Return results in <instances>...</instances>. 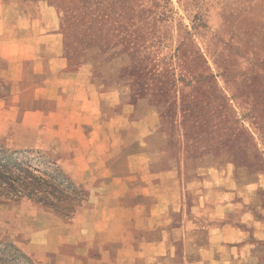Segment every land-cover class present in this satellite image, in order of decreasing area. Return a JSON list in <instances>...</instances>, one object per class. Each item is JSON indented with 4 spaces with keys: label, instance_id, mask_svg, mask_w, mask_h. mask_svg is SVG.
Segmentation results:
<instances>
[{
    "label": "crops",
    "instance_id": "1",
    "mask_svg": "<svg viewBox=\"0 0 264 264\" xmlns=\"http://www.w3.org/2000/svg\"><path fill=\"white\" fill-rule=\"evenodd\" d=\"M130 97L95 82L89 63L69 68L53 9L29 14L0 0V139L42 149L87 192L71 219L43 209L53 236L38 231L21 248L39 264L132 255L133 264H264L263 179L241 184L229 166L198 171L201 194L187 217L184 173L154 168L156 111ZM138 243L145 250L134 254Z\"/></svg>",
    "mask_w": 264,
    "mask_h": 264
},
{
    "label": "rangeland",
    "instance_id": "2",
    "mask_svg": "<svg viewBox=\"0 0 264 264\" xmlns=\"http://www.w3.org/2000/svg\"><path fill=\"white\" fill-rule=\"evenodd\" d=\"M7 1L29 14L53 9L70 69L89 63L105 90L127 92L140 111H156L154 168L184 173L187 217L195 216L192 204L201 194L198 171L229 166L239 183L264 184V0ZM113 98L115 92L107 99ZM0 157H17L49 180L61 170L42 149L16 148L11 140L0 139ZM76 188L59 185L50 197L71 210L67 219L87 196ZM43 209L29 198L0 200V240L21 248L19 241L44 229L51 238ZM144 250L138 243L134 254ZM28 255L39 264L35 252ZM133 257L122 264H133Z\"/></svg>",
    "mask_w": 264,
    "mask_h": 264
},
{
    "label": "trees",
    "instance_id": "3",
    "mask_svg": "<svg viewBox=\"0 0 264 264\" xmlns=\"http://www.w3.org/2000/svg\"><path fill=\"white\" fill-rule=\"evenodd\" d=\"M5 154V152H3ZM65 186L75 193L80 192L74 183L59 169L52 173V179L36 174L17 157H0V200L18 202L29 198L41 203L56 214L70 217V209L56 204L51 196ZM61 191V190H60ZM75 211V210H74ZM0 264H38L31 255L10 241L0 240Z\"/></svg>",
    "mask_w": 264,
    "mask_h": 264
}]
</instances>
